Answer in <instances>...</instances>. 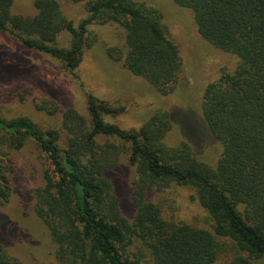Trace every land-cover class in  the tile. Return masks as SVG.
Wrapping results in <instances>:
<instances>
[{
	"label": "trees",
	"instance_id": "16d2710c",
	"mask_svg": "<svg viewBox=\"0 0 264 264\" xmlns=\"http://www.w3.org/2000/svg\"><path fill=\"white\" fill-rule=\"evenodd\" d=\"M61 1L32 0L36 12L24 15L13 11L16 0H0V34L11 40L9 48L47 55L72 79L58 93L63 101L51 98L39 107L53 115L55 126L0 111V206L12 203L19 153L34 143L48 164L33 208L55 247L52 264H139L128 255L135 241L147 249L150 264H214L231 249L228 264H264V0H169L192 16L197 34L239 58L234 69L204 87L201 113L221 145L215 165L196 156L189 140L166 143L181 123L170 107L139 128L109 121L124 116L127 104L101 96L89 72L87 78L81 73L92 45L89 27L113 23L124 29L125 45L106 48V62H121L163 96L177 94L190 69L162 11L135 0ZM66 1L84 3V17L69 18ZM62 32L67 44L59 40ZM3 46L0 98L13 99L15 87H8L25 76L28 53L14 50L12 56ZM100 75L98 67L95 78ZM122 162L136 171L132 220L122 214L111 181ZM183 186L195 191L202 208L192 222L172 206L173 192ZM0 264L30 261L0 242Z\"/></svg>",
	"mask_w": 264,
	"mask_h": 264
},
{
	"label": "rangeland",
	"instance_id": "374dc122",
	"mask_svg": "<svg viewBox=\"0 0 264 264\" xmlns=\"http://www.w3.org/2000/svg\"><path fill=\"white\" fill-rule=\"evenodd\" d=\"M135 1L159 8L163 13V23L169 36L180 44L187 62L186 66L190 69L180 91L171 96H163L144 78L124 68L121 62L110 63L109 60L106 62V48L125 45L124 29L113 23L94 24L89 27L88 42L92 45L85 53L81 73L87 78L86 73L89 72L88 80L100 91L101 96L110 101L119 100L127 104L128 110L124 116L109 117V121L125 128H139L154 112L170 107L176 110V117L182 123H180L182 127L174 124L165 137L166 143L179 145L183 139L189 140L196 156L215 165L221 153V145L212 138L201 113L204 87L207 83L218 79L224 70L234 69L239 63V58L233 53L217 48L197 34L192 16L177 7L175 3L169 0ZM62 4L69 18L80 20L86 14L84 3L72 4L66 1ZM13 11L24 15H34L36 12L32 0H16ZM176 18L179 23L175 21ZM7 39L4 34H0V45L5 44L3 47L9 48L8 45L12 42ZM59 40L61 44H67L70 39L67 33L62 32L59 34ZM9 49L12 51V56L17 55L14 50L28 53L26 55L28 64L21 72L25 76H20V79L12 82L8 87L11 89L15 87L13 99L5 96L0 98V111L7 116L26 114L39 121L44 127L55 126L56 119L53 115L49 116L46 110L39 107L51 98L62 99L58 93L62 91V86L67 87L72 84V79L60 72L59 63H54L47 55L14 47ZM98 67L101 68L99 80L95 78ZM5 79L0 77V82ZM57 82L61 87L57 86ZM127 84L131 86L132 92L125 90ZM81 112L88 116L83 103H81ZM186 132L188 136L185 135ZM19 156L20 167L14 179L12 203L6 207L0 206V242L6 243L12 253L22 256L24 260L30 261V264H52L55 247L47 227L39 217H36L33 208L34 189L43 185V172L48 164L41 157L34 143L25 147ZM112 173L111 181L122 214L132 220L136 210L131 198L136 171L126 162H122V165ZM173 197L176 200L172 206L175 210H179L180 218L192 222L194 218L201 217L202 208L195 201L193 189L183 186L178 192H173ZM233 252L231 249V253ZM231 253L228 250L222 253L214 264H228ZM128 255L133 260H138L139 264H150V254L140 242L135 241L129 246Z\"/></svg>",
	"mask_w": 264,
	"mask_h": 264
}]
</instances>
